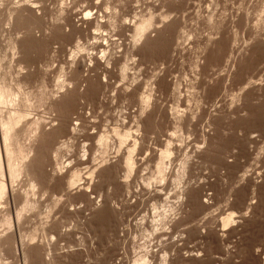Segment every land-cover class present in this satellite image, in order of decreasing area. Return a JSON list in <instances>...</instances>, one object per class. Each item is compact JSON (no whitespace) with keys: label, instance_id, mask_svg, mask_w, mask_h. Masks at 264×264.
<instances>
[{"label":"rangeland","instance_id":"rangeland-1","mask_svg":"<svg viewBox=\"0 0 264 264\" xmlns=\"http://www.w3.org/2000/svg\"><path fill=\"white\" fill-rule=\"evenodd\" d=\"M0 12V76L12 87L21 79L26 94L6 107L29 115L11 142L14 178L4 164L0 264H131L153 251L150 264L164 254L167 264L261 263L264 0H0ZM148 17L153 24L137 39L134 25ZM123 120L142 128L128 178L118 163L126 150L117 154L109 132ZM103 131L105 148L96 141ZM167 140L174 149L161 182L156 149ZM83 162L84 182L66 189V169ZM85 166L86 174L96 168L92 178Z\"/></svg>","mask_w":264,"mask_h":264},{"label":"bare ground","instance_id":"bare-ground-1","mask_svg":"<svg viewBox=\"0 0 264 264\" xmlns=\"http://www.w3.org/2000/svg\"><path fill=\"white\" fill-rule=\"evenodd\" d=\"M32 5H34V4H32ZM15 8V7H14ZM107 9H108V7H106ZM10 9V8H9ZM12 9V8H11ZM19 9V8H18ZM21 9L22 8H20V10H18V11H21ZM25 10H26V8H24ZM7 10H8V8H7ZM29 9L27 8V11H28ZM18 11H14L13 10V14L11 15L12 17L13 16H16V18H18L20 15H21V13L23 14V9H22V12L20 13V12H18ZM30 11V10H29ZM35 11V10H34ZM6 12H8V11H6ZM31 12V11H30ZM32 12H33V10H32ZM31 12V13H32ZM1 13V12H0ZM25 13V12H24ZM30 13V14H31ZM10 14V13H9ZM0 15H2V13L0 14ZM8 15V14H7ZM25 15H26V13H25ZM88 15V13H86V15L85 16H87ZM10 16V15H9ZM22 16V15H21ZM24 16V15H23ZM22 16V17H23ZM30 16V15H29ZM34 16V15H33ZM32 16V17H33ZM135 16V15H134ZM138 16V15H137ZM148 16V15H147ZM142 17H143V15H142ZM19 18H21V17H19ZM85 18V17H84ZM137 18V17H136ZM167 18V17H166ZM166 18H164V19H166ZM27 19V17L25 18V20ZM102 19V18H101ZM160 19H162V18H160ZM164 19H163V21H164ZM34 20V19H33ZM84 20V19H83ZM104 20V19H103ZM129 20V19H128ZM10 21V20H9ZM16 21V20H15ZM138 21V20H137ZM162 21V20H161ZM11 22H13V21H11ZM99 22H101V21H99ZM124 22V21H123ZM130 22V21H129ZM133 22V21H132ZM131 22V23H132ZM152 21H151V17H148L147 19H144V18H142L138 23L136 22V25H134V32L135 33H133V35L136 37V36H145L143 33L145 32V30L150 26L151 27V24H153V23H151ZM165 22V21H164ZM83 23V22H82ZM92 23V22H91ZM106 23V22H105ZM160 23V22H159ZM22 24V23H21ZM83 24H85V23H83ZM90 24V23H89ZM162 24H163V22H162ZM29 25V24H28ZM27 25V26H28ZM92 25V24H91ZM131 25V24H130ZM102 26V25H101ZM153 26V25H152ZM96 27H97V24H96ZM95 27V28H96ZM93 28V27H92ZM87 29V28H86ZM89 29V28H88ZM94 29V28H93ZM150 28H148L147 30H149ZM95 30V29H94ZM101 30V29H100ZM132 30H133V27H132ZM146 30V31H147ZM102 32V31H101ZM97 33V32H96ZM106 33V32H105ZM137 38V37H136ZM142 38V37H141ZM138 39V38H137ZM136 40V39H135ZM134 40V41H135ZM140 40V39H139ZM15 45V44H14ZM14 47V46H13ZM77 50V49H76ZM79 50V49H78ZM107 51V50H106ZM102 52V50L100 51V53ZM72 53V52H71ZM112 53V52H111ZM103 55V54H102ZM110 56V55H109ZM112 56V55H111ZM98 57H100V56H98ZM105 57H106V55H105ZM104 57V58H105ZM90 58V57H89ZM102 58H103V56H102ZM111 58V57H110ZM1 59H3V58H1ZM95 59V58H94ZM109 59V58H108ZM93 60V59H92ZM113 60V59H112ZM2 61V60H1ZM81 61L83 62V60L81 59ZM98 61V60H97ZM101 61V60H100ZM106 61V60H105ZM116 61V60H115ZM89 62V61H88ZM73 63V62H72ZM80 63V62H79ZM91 63V62H90ZM98 63V62H97ZM82 64V63H81ZM109 64H110V62H109ZM125 64V63H124ZM1 65V64H0ZM2 65H3V62H2ZM73 65V64H72ZM91 65V64H90ZM100 65V64H99ZM104 65V64H103ZM93 66V65H92ZM102 66V65H101ZM105 66V65H104ZM107 67V66H106ZM125 67H126V65H125ZM2 68V67H1ZM0 68V69H1ZM77 68V67H76ZM79 68V67H78ZM90 68H91V66H90ZM89 68V69H90ZM95 68V67H94ZM105 68V67H104ZM127 68V67H126ZM125 68V69H126ZM3 69V68H2ZM1 69V70H2ZM75 69V68H74ZM93 69V68H92ZM122 70V73L121 74H124L125 72V69H124V67H122L121 68ZM5 71V70H4ZM120 71V72H121ZM127 71V70H126ZM82 72V71H81ZM7 73V72H6ZM77 74V76H81V75H78V72H76ZM104 74V73H103ZM126 74H127V72H126ZM1 75V74H0ZM22 75H24V74H22ZM106 75V74H105ZM5 76H6V74H5ZM5 76L3 75V76H0V200H2V198L4 197V195H5V191H6V186H5V183H4V181H5V179L3 180V177H4V175H3V171H4V164H5V166H6V169H7V173L9 174V178H10V176H12L13 178L16 176L15 174H16V172H18V171H16L17 169L16 168H14V169H16V170H13V163H14V161H13V156L16 154H14L13 155V150H12V152H11V149H12V147H11V145H14V144H11V142H14L15 140H16V138L18 137V132L20 131V127H19V124L21 123L20 121H21V118H23L24 120H25V116H26V114L27 113H25V111L24 110H20V108L21 109H23L22 107H20L19 108V110L17 109V110H15V109H13V108H7L6 107V105H14V107H15V105L18 103V102H16L15 101V99H16V95H18L17 93H19V90H21L20 88L21 87H19V85L21 86V84H23L24 82H22L21 81V79L19 80V82L17 83V81H15L16 83H17V86H15V84H14V81H12V83L14 84L13 85V87L15 86V88H13L12 86H11V83H7V78H5ZM11 76V75H10ZM75 76V75H74ZM30 77V76H29ZM28 77V78H29ZM121 77H122V75H121ZM10 78V77H9ZM95 78V77H94ZM93 78V79H94ZM108 78V77H107ZM15 79V78H14ZM96 79V78H95ZM124 79V78H123ZM7 80V81H6ZM10 80H11V78H10ZM9 80V81H10ZM97 80V79H96ZM95 80V81H96ZM101 80V79H100ZM100 80H98V81H100ZM22 82V83H21ZM84 82H86V79H85V81ZM105 82V81H104ZM21 83V84H20ZM65 84V83H64ZM88 84V83H87ZM97 84V83H96ZM68 85L70 86V84L68 83ZM58 86H59V84H58ZM57 86V87H58ZM17 87V88H16ZM60 87V86H59ZM65 87V86H64ZM97 87V86H96ZM69 88V87H68ZM72 88V87H71ZM87 88V87H86ZM89 88H91V87H89ZM103 88V87H102ZM62 89V88H61ZM84 89V88H83ZM26 90V89H25ZM59 90V89H58ZM65 90V89H64ZM69 90V89H68ZM75 90V89H74ZM105 90V89H104ZM22 91V90H21ZM66 91V90H65ZM87 92H89L88 90H86ZM102 91V90H101ZM124 91V90H123ZM23 92V91H22ZM25 92V91H24ZM23 92V93H24ZM64 92V91H63ZM22 93V94H23ZM59 93V92H58ZM69 93H70V91H69ZM82 93H83V91H82ZM19 94H21V93H19ZM25 94V93H24ZM28 94V93H27ZM30 94V93H29ZM61 94V93H60ZM94 94H95V92H94ZM146 94V93H145ZM26 95V94H25ZM31 95V94H30ZM98 95V94H97ZM97 95H94L95 97L97 96ZM147 95V94H146ZM144 96V95H142V96H144L143 97V99L142 98H140V100L142 101V104L144 103H149V101H148V96ZM19 96V95H18ZM70 96V95H69ZM27 97V96H26ZM73 97V96H72ZM96 99V98H95ZM19 100L21 101L22 99H21V97L19 98ZM18 100V101H19ZM25 100L26 99H24L23 101L25 102ZM67 100V99H66ZM100 100V99H99ZM146 100H147V102H146ZM16 102V104H15V102ZM31 101V100H30ZM141 101H139V102H141ZM28 102V101H27ZM26 102V103H27ZM40 102V101H39ZM99 102V101H98ZM20 103V102H19ZM28 103H30V102H28ZM22 103H20V105H21ZM62 104H63V102H62ZM67 104V103H66ZM100 104V103H99ZM141 104V105H142ZM4 105H5V107L7 108V113H5V114H3V112H5V111H1L3 108H5L4 107ZM22 105H24V104H22ZM26 105V104H25ZM28 105V104H27ZM65 105V104H64ZM17 106V105H16ZM3 107V108H2ZM13 107V106H12ZM18 107V106H17ZM24 107V106H23ZM2 108V109H1ZM27 108V107H26ZM32 108V107H31ZM66 108V107H65ZM65 108H63L64 110H65ZM141 108V107H140ZM61 109V108H60ZM60 109H58V110H60ZM96 109H98V108H96ZM144 109V108H143ZM143 109H141V111L143 110ZM27 110H29V109H27ZM175 109H173V110H171V111H173V112H175L174 111ZM34 111V110H33ZM100 111V110H99ZM145 111V110H144ZM98 112V111H97ZM143 113H145V112H143ZM99 115V114H98ZM24 116V117H23ZM27 116H29L28 114H27ZM26 116V117H27ZM81 116V115H80ZM83 116V115H82ZM174 116V115H173ZM30 117H32V116H30ZM30 117H28V118H26V119H29ZM121 117V116H120ZM92 118H94V117H92ZM80 119V118H79ZM82 119V118H81ZM179 119H181V118H179ZM192 119V118H191ZM37 120V119H36ZM125 120V119H124ZM124 120L122 121L124 124L126 123V121L124 122ZM127 120V119H126ZM134 120V119H133ZM136 120V119H135ZM182 120V119H181ZM84 121V120H83ZM131 121V120H130ZM137 121V120H136ZM140 121V120H139ZM34 122V121H33ZM33 122H31V123H33ZM39 122V121H38ZM81 122V121H80ZM121 122V121H120ZM24 123V122H23ZM30 123V122H29ZM31 123L29 124V126H31ZM35 123H36V121H35ZM119 123V122H118ZM134 123V122H133ZM136 123H138V122H136ZM39 124V123H38ZM122 125L121 124V127L120 126H118L117 128H116V126H114V127H112L111 129H112V131H111V129H110V133L112 134V138H111V136H110V133H109V136H108V133L107 132H105V131H103V132H105V133H107V134H102L101 135V133L100 132H97L96 134H98V133H100L99 135V137H98V135H96L98 138H96V136H95V138H96V141H97V144H99L102 148H105V147H107V144H108V139L109 138H111V139H113V138H115V140L117 141V143H118V148L116 147V151H117V154L119 155V153H120V150H122L123 149V147H124V149L126 150V153L123 155V157H121L120 158V162H118V163H121V164H119L120 165V167L122 166V168L124 167V169H125V172H126V178H128V176L130 175V173L132 172V170H133V168H134V153L136 152V151H138V149H139V140H141V139H137V137H138V135H139V133L141 132L140 131V129H142V128H140V129H138L140 126H139V123L138 124H136L137 126H136V129H133V127H135L134 125L131 127V126H129L128 124H131V123H129L128 122V124L126 123V125ZM135 124V123H134ZM179 124H180V122H179ZM178 124V125H179ZM209 124V123H208ZM37 125V124H36ZM98 125V124H97ZM97 125H95V126H97ZM118 125V124H117ZM128 125V126H127ZM175 125V124H174ZM210 125V124H209ZM19 127V130L17 129L18 127ZM26 126V125H25ZM28 126V125H27ZM40 126V125H39ZM64 126V125H63ZM62 126V127H63ZM80 126V125H79ZM176 126V125H175ZM32 127V126H31ZM30 127V128H31ZM35 127V126H34ZM177 127V126H176ZM179 127H181V126H179ZM29 128V127H28ZM36 128H39V127H37L36 126ZM82 128H83V126H82ZM85 128V127H84ZM92 128V127H91ZM90 128V129H91ZM34 129V128H33ZM41 129V128H40ZM88 129V128H87ZM95 129V128H94ZM175 129V128H174ZM173 129V130H174ZM23 129H21V131H22ZM24 130H26L25 128H24ZM39 130V129H38ZM75 130V129H74ZM83 130V129H82ZM89 130V129H88ZM87 130V131H88ZM29 131V130H28ZM33 131V130H32ZM37 131V130H36ZM93 131V130H92ZM108 131V130H107ZM140 131V132H139ZM23 132V131H22ZM22 132H21V134H22ZM31 132V131H30ZM95 132H96V130H95ZM137 132H139L138 133V135H137ZM179 132H182V131H179ZM85 133V132H84ZM177 133V132H176ZM20 134V135H21ZM27 134H29V132L27 133ZM86 134V133H85ZM89 134H91L92 135V132L91 133H89ZM88 134V135H89ZM94 134V133H93ZM172 134H173V132H172ZM178 134H180V136H181V133H178ZM87 135V134H86ZM172 135L170 134V137H171ZM24 137V136H23ZM90 137V136H89ZM173 137V136H172ZM175 137V136H174ZM179 137V136H178ZM22 138V137H21ZM21 138H20V141H21ZM88 138V137H87ZM168 138V137H167ZM176 138V137H175ZM169 139V138H168ZM208 139V138H207ZM87 140V139H86ZM93 140H95V139H93ZM178 140V139H177ZM182 140V139H181ZM180 140V141H181ZM19 141V140H18ZM43 141V140H42ZM108 141V142H107ZM111 141V140H110ZM112 141H114V140H112ZM173 141V140H172ZM171 141V142H172ZM115 142V141H114ZM171 142H170V140H167V141H165V143H164V141H163V143H164V145H162L161 144V148H158V149H156L157 151H158V154L156 155V159H155V176H156V178L159 180V181H164L165 179H166V177H167V175H166V171H167V168L166 167H168L167 166V163H169L170 162V159H171V155L173 154L172 153V150L174 149H172L171 148ZM179 142V141H178ZM177 142V143H178ZM184 142V141H183ZM182 142V143H183ZM16 143V142H15ZM21 143V142H20ZM111 143V142H110ZM109 143V144H110ZM116 143V142H115ZM128 143H131V145H127ZM174 143V142H173ZM181 142H179V144H180ZM17 144H18V142H17ZM108 144V145H109ZM112 144V143H111ZM178 144V145H179ZM98 145V146H99ZM157 145H159V144H157ZM99 146V147H100ZM110 146V145H109ZM108 146V147H109ZM129 146V147H128ZM179 146H181L182 147V145L180 144ZM16 147V146H15ZM15 147H13V148H15ZM100 147V148H101ZM160 147V146H159ZM175 147V146H174ZM181 147H179V149L181 148ZM199 147V146H198ZM19 148V147H18ZM18 148H16V149H18ZM83 148V147H82ZM141 148V147H140ZM203 148V147H202ZM30 149V148H29ZM175 149H176V147H175ZM199 150H200V148H198ZM204 149V148H203ZM15 150V149H14ZM18 150H21V149H18ZM18 150H16V152L17 153H21L22 151H23V147H22V151H18ZM107 150V149H106ZM25 151V153H27V151H32V150H28L27 149V151L26 150H24ZM86 151V150H85ZM90 151H92V149L90 150ZM101 151H105V150H102V149H100V153H102ZM124 151V150H123ZM122 151V152H123ZM148 151V150H147ZM15 152V151H14ZM29 152H28V154H26V155H28L29 157H30V155H29ZM34 152V151H33ZM32 152V153H33ZM87 152V151H86ZM121 152V153H122ZM155 152V151H154ZM31 153V152H30ZM85 153V152H84ZM105 153H106V151H105ZM105 153H102V154H105ZM22 154V153H21ZM34 154V153H33ZM23 156H25L26 157V155L25 154H22ZM84 155V154H83ZM116 155V154H115ZM120 155H122V154H120ZM17 156H19L20 158H21V156L20 155H17ZM17 156H15L16 157V159H20L19 157L17 158ZM101 156V155H100ZM25 157H23V159L25 158ZM29 157H26V159L28 158L29 159ZM32 157V156H31ZM84 157V156H83ZM88 157V156H87ZM91 157V156H90ZM89 157V158H90ZM120 157V156H119ZM177 157V156H176ZM33 158V157H32ZM31 158V159H32ZM37 158V157H36ZM99 158V157H98ZM102 158H103V156H102ZM118 158V157H117ZM187 157H185L184 159H186ZM87 159V158H86ZM91 159V158H90ZM100 159V158H99ZM104 159V158H103ZM103 159H102V161H103ZM15 160V159H14ZM21 160H22V158H21ZM182 160V159H181ZM12 161H13V163H12ZM17 161V160H16ZM24 161H25V159L23 160V162L21 161V163H24ZM30 161V160H29ZM35 161V160H34ZM85 162H87L86 160H84ZM88 161H90V160H88ZM101 161V160H100ZM106 161V160H105ZM176 161V160H175ZM174 161V162H175ZM18 162H20V161H18ZM33 162V161H32ZM85 162H83V163H80V164H78V165H76V164H73V169L74 170H70L69 171V169H66V171H67V175H66V180H65V186H66V189L68 188V190L71 188V187H75L76 185H78L79 183L78 182H80L82 179H83V177L81 176V174H80V170L78 169V167H79V165H85L86 163ZM183 162H184V160H183ZM16 163V162H15ZM21 163H18V164H20L21 165ZM55 163H56V161H55ZM69 163V162H68ZM71 163V162H70ZM88 164H89V162H87ZM102 163H105L104 161L102 162ZM102 163H100V164H102ZM171 163V162H170ZM169 163V164H170ZM17 164V165H18ZM59 164V163H58ZM67 164V163H66ZM181 164V163H180ZM16 165V166H17ZM31 164L30 163H24L23 164V171L24 170H26L27 172L28 171H30V166ZM59 165H61V164H59ZM70 165V164H69ZM75 165L77 166L76 168L78 169H76V168H74L75 167ZM172 165V164H171ZM183 165V164H182ZM14 166H15V164H14ZM68 166V165H67ZM118 166V165H117ZM184 166V165H183ZM186 166V165H185ZM20 167V166H19ZM62 167V166H61ZM70 166H68V168H69ZM86 167V166H85ZM83 168V169H85V171H82L83 172V175H91L90 177L92 178L93 176L92 175H94V172L96 171V168H94L95 170H94V172L92 171V169H91V171L92 172H89L88 170H90V168L89 167H86V168ZM170 167V166H169ZM189 167V166H188ZM92 168V167H91ZM114 168V167H113ZM181 168H182V166H181ZM184 168V167H183ZM182 168V169H183ZM57 169V168H56ZM83 169H81V170H83ZM86 169H88L87 171H88V173L86 174L85 172H86ZM62 170V169H61ZM65 170V169H64ZM106 170V169H105ZM177 170V169H176ZM16 171V172H15ZM20 171H22L21 170V168H20ZM19 171V172H20ZM55 171V170H54ZM66 171H64V172H66ZM109 171V170H108ZM5 172V171H4ZM5 172V173H6ZM31 172H33V171H31ZM30 172V173H31ZM56 172V171H55ZM54 172V173H55ZM60 171H58V173H59ZM62 172V171H61ZM29 173V172H28ZM177 173V172H176ZM180 173V172H179ZM182 173H185V172H182ZM19 174V173H18ZM17 174V175H18ZM58 175H61V174H58ZM125 175V174H124ZM185 175V174H184ZM153 176V175H152ZM182 176V175H181ZM180 176V177H181ZM11 177V178H12ZM80 177H82V179L80 178ZM85 178H88V176H84ZM190 177V176H189ZM4 178H6V177H4ZM125 178V177H124ZM125 178V179H126ZM175 178H176V176H175ZM185 178V177H184ZM152 179V178H151ZM177 179V178H176ZM190 179V178H189ZM10 180V179H9ZM84 180V179H83ZM82 180V181H83ZM88 180H90V179H88ZM155 180V179H154ZM175 180V179H174ZM150 181V180H149ZM152 181H153V179H152ZM156 181V180H155ZM181 181V180H180ZM84 182V181H83ZM187 182V181H186ZM82 183V182H81ZM149 183V182H148ZM154 183V182H153ZM175 183V182H174ZM176 184H177V182H176ZM148 185V184H147ZM32 186V185H31ZM65 189V188H64ZM74 189V188H73ZM86 189H89L88 187L86 188ZM183 189V188H182ZM67 190V191H68ZM71 190H72V188H71ZM185 190V189H184ZM181 191V190H180ZM193 191V190H192ZM209 194V193H208ZM14 195V194H13ZM205 196V195H204ZM14 197V196H13ZM166 197V196H165ZM168 197V196H167ZM183 197V196H182ZM59 198V197H58ZM58 198H57V200H58ZM61 198V197H60ZM178 198V197H177ZM184 198V197H183ZM195 198V197H194ZM198 198V197H197ZM196 198V199H197ZM166 199V198H165ZM187 199V198H186ZM186 199H185V201H186ZM195 199V200H196ZM4 200H6L5 199V197H4ZM12 200V199H11ZM26 200V199H25ZM23 201V202H26V201ZM56 200V198H54V201ZM164 200V199H163ZM188 200V199H187ZM198 200V199H197ZM19 201V200H18ZM17 200H16V202H18ZM53 201V202H54ZM59 201V200H58ZM65 201V200H64ZM63 201V202H64ZM183 201V200H182ZM192 201V200H191ZM31 202V201H30ZM36 202H37V199H36ZM57 202V201H56ZM61 202V201H60ZM164 202H166L165 200H164ZM190 202V201H189ZM196 202V201H195ZM207 202H208V200H207ZM29 202H27L26 204H28ZM52 203V202H51ZM50 203V204H51ZM59 203V202H58ZM201 203V202H200ZM204 203H206V201H204ZM1 204V203H0ZM4 204H5V201H4ZM23 204V203H22ZM31 204V203H30ZM34 204V203H33ZM54 204V203H53ZM62 204V203H61ZM67 204H68V202H67ZM2 205V204H1ZM0 205V206H1ZM69 205V204H68ZM166 205V204H165ZM16 206V205H15ZM23 206H24V204H23ZM27 206V205H26ZM31 206V205H30ZM163 206V205H162ZM200 207H202L201 205H199ZM214 206V205H213ZM34 207V206H33ZM51 207V206H50ZM155 207V206H154ZM167 207V206H166ZM208 207H209V205H208ZM21 208V207H20ZM30 208V207H29ZM32 208V207H31ZM63 208V207H62ZM66 208V207H65ZM156 209H157V207H155ZM154 208V209H155ZM2 209V208H1ZM3 209H4V207H3ZM26 209H28V208H26ZM34 209V208H33ZM51 209V208H50ZM53 209V208H52ZM52 209L50 210V211H52ZM153 209V208H152ZM166 209V208H165ZM171 211H172V209L171 208H169ZM17 210H19V209H17ZM23 210H24V208H23ZM32 210V209H31ZM55 210V209H54ZM19 211H21V210H19ZM18 211V212H19ZM27 211V210H26ZM49 211V210H48ZM47 211V212H48ZM50 211H49V213H50ZM159 212V211H158ZM161 212V211H160ZM164 212V211H163ZM162 212V213H163ZM165 212H167L166 210H165ZM170 212V211H169ZM0 213H1V211H0ZM20 213V212H19ZM156 214V213H155ZM164 214V213H163ZM210 214H212V213H210ZM230 214V213H229ZM47 215H49V214H47ZM161 215V214H160ZM214 215V214H213ZM227 215V214H226ZM162 216V215H161ZM164 216V215H163ZM165 216H167V214H165ZM170 216V215H169ZM229 216H232L231 214L229 215ZM228 215H227V217L225 218H223L222 219V227H225V226H227L228 225V223L230 222V218L231 217H229ZM19 217V216H18ZM157 217V216H156ZM144 218V217H143ZM142 218V219H143ZM213 218V217H212ZM215 218V217H214ZM156 219V218H155ZM161 219V218H160ZM160 219H157V222L160 220ZM167 219V217L165 218V220ZM219 219V218H218ZM207 220V219H206ZM142 221V220H141ZM161 221V220H160ZM159 221V222H160ZM201 221H203V220H201ZM211 221V220H210ZM219 221V220H218ZM144 222V221H143ZM153 222V221H152ZM155 222V221H154ZM158 222V223H159ZM164 222V221H163ZM162 222V223H163ZM172 222V221H171ZM212 222H215V221H212ZM158 223H156V224H158ZM176 223H177V221H176ZM219 223V222H218ZM164 224V223H163ZM163 224H161L160 223V225H163ZM168 224V223H167ZM174 224V223H173ZM231 224V223H230ZM229 224V225H230ZM153 225H154V223H153ZM172 225V224H171ZM152 226V225H151ZM165 226V225H164ZM170 226V225H169ZM173 226V225H172ZM178 226H179V224H178ZM139 227V226H138ZM145 227V226H144ZM156 227V226H155ZM159 227V226H158ZM147 228V227H146ZM145 228V229H146ZM161 228H162V226H161ZM166 228V227H165ZM204 228V227H203ZM218 228V227H217ZM151 229V228H150ZM157 229V228H156ZM160 229V228H159ZM167 229V228H166ZM165 229V230H166ZM170 229V228H169ZM175 229V228H174ZM205 229V228H204ZM203 229V230H204ZM225 229V228H224ZM160 230H163V229H160ZM144 231V230H143ZM145 232V231H144ZM147 232H149V231H147L146 230V232L145 233H143L144 235L147 233ZM156 232H157V230H156ZM156 232H154V233H156ZM161 232V231H160ZM170 232V231H169ZM178 232V231H177ZM189 232V231H188ZM202 232H204V231H202ZM137 233H138V231H137ZM141 233V232H140ZM151 233H153V232H151ZM154 233H153V235H154ZM158 233V232H157ZM166 233V232H165ZM164 233V234H165ZM192 233V232H191ZM197 233H198V231H197ZM148 234H150V233H148ZM148 234H146V235H148ZM167 234H169V233H167ZM205 234V233H204ZM153 235H151V236H153ZM157 235V234H156ZM200 235V234H199ZM159 236V235H158ZM175 236V235H174ZM178 236V235H177ZM191 236V235H190ZM6 237V236H5ZM9 237V236H8ZM149 237H150V235H149ZM149 237H147V239L149 238ZM154 237V236H153ZM162 237V236H161ZM163 237H165V236H163ZM182 237V236H181ZM137 238V237H136ZM140 238V237H139ZM144 238H145V236H144ZM143 238V239H144ZM159 238V237H158ZM3 239V238H2ZM5 239V238H4ZM7 239V238H6ZM5 239V240H6ZM9 239V238H8ZM146 239V240H147ZM161 240H162V238H160ZM1 240V239H0ZM136 240V239H135ZM150 240H152L151 238H150ZM154 240V239H153ZM157 240V239H156ZM156 240H154V241H156ZM164 240V239H163ZM180 240V239H179ZM2 241H4V240H2ZM138 242V241H137ZM147 242V241H146ZM150 242V241H149ZM149 242H147V243H149ZM170 242V241H169ZM135 243V242H134ZM146 243V244H147ZM146 244H144V245H146ZM157 244V243H156ZM140 245V244H139ZM152 245V244H151ZM158 246H159V244H157ZM162 245V244H161ZM169 245V244H168ZM133 246V245H132ZM163 246V245H162ZM140 247H141V245H140ZM139 247V248H140ZM153 247V246H152ZM151 247V248H152ZM157 247V246H156ZM144 248L145 247H141L140 249L142 250H144ZM139 249V250H140ZM148 249H150L149 247H148ZM158 249V248H157ZM151 250V249H150ZM149 250V251H150ZM160 250V249H159ZM144 251H146V248H145V250ZM148 251V252H149ZM154 252V251H153ZM153 252H150L149 253V255L152 253V254H154ZM160 252V251H159ZM159 252L157 251V253L159 254ZM133 253H134V251H133ZM136 253V252H135ZM146 253V252H145ZM142 253L141 254V252H140V254L138 255L139 257L138 258H134L135 256H136V254H134V255H132V256H134L133 258V260H131L130 262H131V264H150L151 262H149V261H151V259H152V254L149 256V258H151V259H149L148 258V256L146 255V254H148V253ZM164 253V252H163ZM162 253V254H163ZM168 254V253H167ZM124 255V254H123ZM155 255H157V254H155ZM154 256V255H153ZM159 256H160V254H159ZM162 257H160L161 259H162V261L160 262V264H167V262H166V255L164 254V255H161ZM137 257V256H136ZM154 258V257H153ZM157 259V258H156ZM262 259V258H261ZM126 260V259H125ZM149 260V261H148ZM159 260V259H158ZM127 261V260H126ZM125 261V262H126ZM153 261V260H152ZM155 261V260H154ZM154 261H153V263H154ZM149 262V263H148ZM152 263V264H153ZM157 264H159V263H157ZM260 264H264V256H263V259H262V261H261V263Z\"/></svg>","mask_w":264,"mask_h":264}]
</instances>
